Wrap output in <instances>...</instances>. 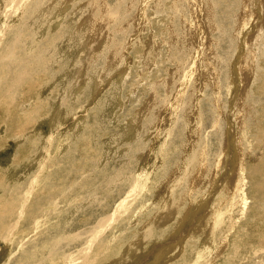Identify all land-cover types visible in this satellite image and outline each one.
Masks as SVG:
<instances>
[{
    "label": "rangeland",
    "instance_id": "obj_1",
    "mask_svg": "<svg viewBox=\"0 0 264 264\" xmlns=\"http://www.w3.org/2000/svg\"><path fill=\"white\" fill-rule=\"evenodd\" d=\"M263 134L264 0H0V264H264Z\"/></svg>",
    "mask_w": 264,
    "mask_h": 264
},
{
    "label": "bare ground",
    "instance_id": "obj_2",
    "mask_svg": "<svg viewBox=\"0 0 264 264\" xmlns=\"http://www.w3.org/2000/svg\"><path fill=\"white\" fill-rule=\"evenodd\" d=\"M262 131V130H261ZM264 135V134H263ZM264 143V142H263ZM260 150V149H259ZM264 157V156H263ZM258 159V158H257ZM262 159V158H261ZM259 160V159H258ZM256 162H258V163H256ZM255 163L256 164H253V165H251L250 166V173H249V177L250 178H252L253 179V182H252V185H254V191H255V193H263L264 192V163L263 162H260V161H256ZM138 179V178H137ZM250 180V179H249ZM251 181V180H250ZM234 184V183H233ZM128 193V192H127ZM131 194V193H130ZM139 195V194H138ZM258 195V194H257ZM129 196V195H128ZM133 196V195H132ZM130 197V196H129ZM257 197H259V196H257ZM260 198V197H259ZM121 200H123V199H121ZM131 201H133V200H131ZM124 205V201H122L120 204H118V206H117V209H119V207H122ZM11 206V205H10ZM72 206V205H71ZM66 207V206H65ZM70 207V206H69ZM130 207V206H129ZM71 208V207H70ZM131 208V207H130ZM166 209V208H165ZM149 210V209H148ZM21 211V210H20ZM24 212V211H23ZM132 212H133V210H132ZM49 213V212H48ZM119 213V212H118ZM130 213V212H129ZM166 213V212H165ZM15 214H16V212H15ZM168 214V213H167ZM47 215V214H46ZM50 215V214H49ZM48 216V215H47ZM115 216V215H114ZM114 216H113V218H114ZM33 217V216H32ZM126 217V216H125ZM168 217V216H167ZM15 218V217H14ZM110 218H112V216H110ZM156 218V217H155ZM3 220H4V218H2ZM32 219V218H31ZM19 220V219H18ZM42 220V219H41ZM40 220V221H41ZM111 220V219H110ZM157 220V219H156ZM13 222V221H12ZM10 223V222H9ZM32 223V222H31ZM10 225V224H9ZM1 226V225H0ZM2 229V228H1ZM22 229V228H21ZM35 230V229H34ZM38 234V233H37ZM150 234V233H149ZM28 235V234H27ZM107 235V234H106ZM98 237V236H97ZM91 238H93V237H91ZM95 238V237H94ZM94 240V239H93ZM32 242V241H31ZM92 242V241H91ZM90 242V243H91ZM89 243V244H90ZM92 244V243H91ZM90 244V245H91ZM100 244V243H99ZM98 244V245H99ZM105 244V243H104ZM97 245V246H98ZM46 246V245H45ZM87 247H88V244L86 245ZM101 246V244L99 245V247ZM105 246V245H104ZM107 246V245H106ZM105 246V247H106ZM167 246V245H166ZM103 247V246H102ZM101 247V248H102ZM110 247V246H109ZM83 248H85V247H83ZM96 248V247H95ZM102 249H104V248H102ZM82 250H84V249H82ZM106 250V249H105ZM153 250V249H152ZM98 250L96 249V252H97ZM102 251V250H101ZM135 251V250H134ZM151 251V250H150ZM81 253H82V251H80ZM92 252H93V250H92ZM99 252V251H98ZM98 252H97V254H98ZM103 252H105V251H103ZM129 252V251H128ZM128 252H127V254H128ZM87 253V252H86ZM130 253V252H129ZM78 254V253H77ZM76 254V255H77ZM93 254V253H92ZM85 255V254H84ZM88 255H89V253H88ZM139 255V254H138ZM93 256V255H92ZM140 256V255H139ZM141 256H142V254H141ZM85 257V256H84ZM70 258H72V256L70 257ZM69 258V259H70ZM76 258H77V256H76ZM158 258V257H157ZM51 259V258H50ZM68 259V258H67ZM81 259H83V257L81 258ZM84 259H86V257L84 258ZM87 260V259H86ZM115 260V259H114ZM90 261V260H89ZM79 262H81V261H79ZM63 263V262H62ZM82 263V262H81ZM70 264H76V261H72ZM89 264V263H88Z\"/></svg>",
    "mask_w": 264,
    "mask_h": 264
}]
</instances>
